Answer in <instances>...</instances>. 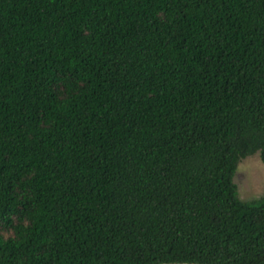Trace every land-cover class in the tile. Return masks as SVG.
I'll list each match as a JSON object with an SVG mask.
<instances>
[{
    "label": "trees",
    "instance_id": "trees-1",
    "mask_svg": "<svg viewBox=\"0 0 264 264\" xmlns=\"http://www.w3.org/2000/svg\"><path fill=\"white\" fill-rule=\"evenodd\" d=\"M264 0H0V264H264Z\"/></svg>",
    "mask_w": 264,
    "mask_h": 264
},
{
    "label": "rangeland",
    "instance_id": "rangeland-1",
    "mask_svg": "<svg viewBox=\"0 0 264 264\" xmlns=\"http://www.w3.org/2000/svg\"><path fill=\"white\" fill-rule=\"evenodd\" d=\"M234 182L241 200L255 198L264 193V163L259 153L247 156L238 163Z\"/></svg>",
    "mask_w": 264,
    "mask_h": 264
},
{
    "label": "water",
    "instance_id": "water-1",
    "mask_svg": "<svg viewBox=\"0 0 264 264\" xmlns=\"http://www.w3.org/2000/svg\"><path fill=\"white\" fill-rule=\"evenodd\" d=\"M161 264H195V263H186V262H172V263H161Z\"/></svg>",
    "mask_w": 264,
    "mask_h": 264
}]
</instances>
